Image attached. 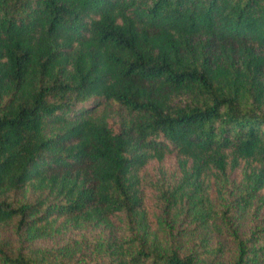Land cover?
Returning a JSON list of instances; mask_svg holds the SVG:
<instances>
[{
    "label": "trees",
    "instance_id": "16d2710c",
    "mask_svg": "<svg viewBox=\"0 0 264 264\" xmlns=\"http://www.w3.org/2000/svg\"><path fill=\"white\" fill-rule=\"evenodd\" d=\"M0 264H264V0H0Z\"/></svg>",
    "mask_w": 264,
    "mask_h": 264
}]
</instances>
